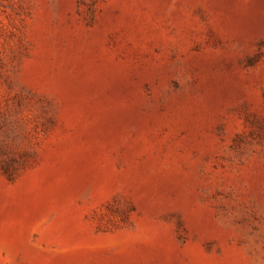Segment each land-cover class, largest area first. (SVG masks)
Masks as SVG:
<instances>
[{"label":"rangeland","instance_id":"rangeland-1","mask_svg":"<svg viewBox=\"0 0 264 264\" xmlns=\"http://www.w3.org/2000/svg\"><path fill=\"white\" fill-rule=\"evenodd\" d=\"M0 264H264V0H0Z\"/></svg>","mask_w":264,"mask_h":264}]
</instances>
